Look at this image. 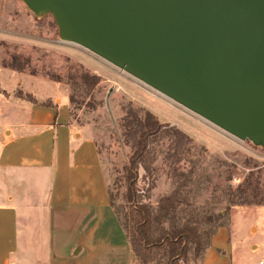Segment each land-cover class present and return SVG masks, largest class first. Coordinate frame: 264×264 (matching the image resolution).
<instances>
[{
  "label": "rangeland",
  "instance_id": "374dc122",
  "mask_svg": "<svg viewBox=\"0 0 264 264\" xmlns=\"http://www.w3.org/2000/svg\"><path fill=\"white\" fill-rule=\"evenodd\" d=\"M14 56L20 57L23 72L12 68ZM83 73L100 76L101 83L95 90L88 92L85 85L78 89L71 87L70 79L76 77L77 82H82ZM0 89L7 91V94L0 93L3 111L16 105L15 99H19L16 93L20 89L33 94L39 102L55 104L54 100L60 98L58 122L68 119L66 102L73 96L72 120L94 138L109 191L115 195L117 204L124 203L123 175L131 155L120 127L125 108L132 105L146 109L161 122L184 131L192 139L189 159L196 161L195 164L185 162L193 176L188 197L206 214L227 211L223 221L232 234L233 264H264V232L255 236L264 219L260 214L264 209V149L261 147L222 130L84 47L63 41L54 18L51 15L38 18L22 0H0ZM3 120L0 116V122ZM2 129L0 139L4 136ZM169 144L170 139L166 138L154 146L155 187L148 200L152 203L174 189L168 176ZM139 173V187L147 191L151 178L143 168ZM249 179L252 204H232L231 191ZM111 215H105L97 223V247L92 260L94 264H135L124 231L118 222H113ZM184 216L182 211L179 219ZM51 232L48 223L44 229L46 243L50 242ZM256 244L262 246L258 251ZM42 255V260H48V254ZM83 256L72 257L74 260L65 264H74L75 259Z\"/></svg>",
  "mask_w": 264,
  "mask_h": 264
},
{
  "label": "water",
  "instance_id": "95a60500",
  "mask_svg": "<svg viewBox=\"0 0 264 264\" xmlns=\"http://www.w3.org/2000/svg\"><path fill=\"white\" fill-rule=\"evenodd\" d=\"M63 41L264 149V0H22Z\"/></svg>",
  "mask_w": 264,
  "mask_h": 264
},
{
  "label": "crops",
  "instance_id": "0c3cea01",
  "mask_svg": "<svg viewBox=\"0 0 264 264\" xmlns=\"http://www.w3.org/2000/svg\"><path fill=\"white\" fill-rule=\"evenodd\" d=\"M24 101L0 109V264H65L84 254L74 264H94L99 219L112 214L121 226L96 142L73 122L68 99L69 117L59 122L60 98L55 108ZM262 225L255 236L264 232V219ZM233 249L230 227H220L200 264H233Z\"/></svg>",
  "mask_w": 264,
  "mask_h": 264
},
{
  "label": "trees",
  "instance_id": "16d2710c",
  "mask_svg": "<svg viewBox=\"0 0 264 264\" xmlns=\"http://www.w3.org/2000/svg\"><path fill=\"white\" fill-rule=\"evenodd\" d=\"M12 68L23 72L20 57L14 56ZM80 78L82 82H77L76 77L70 79L72 88L85 85L91 92L101 83L98 75L83 73ZM0 93L7 94V91L0 89ZM16 97L35 105L55 108L52 102L40 103L33 94L21 89ZM70 101L75 102V98L72 96ZM125 112L120 127L123 142L131 149V155L123 175L126 187L124 203L117 204L115 195L110 191L108 193L110 205L121 223L134 258L138 264H190L191 261L200 264L218 228L226 226L223 220L227 211L206 214L187 195L193 176L192 171L185 167V162H196L189 159L192 139L184 131L161 122L151 111L130 105ZM166 138L170 139L166 155L169 160L168 176L174 183V189L152 203L148 200L155 187L156 168L153 164L157 154L154 146ZM141 168L151 178L147 191L139 187ZM249 181L231 191L232 204H252ZM182 211L185 216L179 219Z\"/></svg>",
  "mask_w": 264,
  "mask_h": 264
}]
</instances>
